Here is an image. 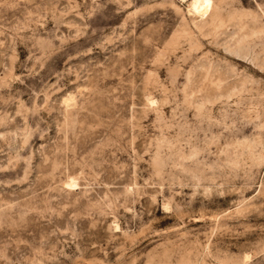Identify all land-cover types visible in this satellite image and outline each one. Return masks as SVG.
I'll use <instances>...</instances> for the list:
<instances>
[{
    "label": "rangeland",
    "instance_id": "374dc122",
    "mask_svg": "<svg viewBox=\"0 0 264 264\" xmlns=\"http://www.w3.org/2000/svg\"><path fill=\"white\" fill-rule=\"evenodd\" d=\"M0 264H264V0H0Z\"/></svg>",
    "mask_w": 264,
    "mask_h": 264
}]
</instances>
